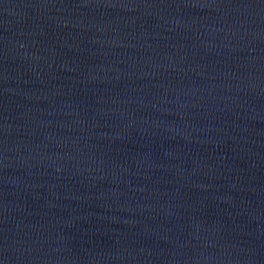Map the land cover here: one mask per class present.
<instances>
[{"label":"water","instance_id":"obj_1","mask_svg":"<svg viewBox=\"0 0 264 264\" xmlns=\"http://www.w3.org/2000/svg\"><path fill=\"white\" fill-rule=\"evenodd\" d=\"M0 264H264V0H0Z\"/></svg>","mask_w":264,"mask_h":264}]
</instances>
